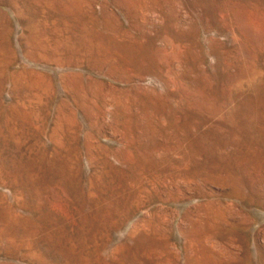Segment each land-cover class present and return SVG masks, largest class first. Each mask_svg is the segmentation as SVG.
<instances>
[{
    "label": "rangeland",
    "instance_id": "rangeland-1",
    "mask_svg": "<svg viewBox=\"0 0 264 264\" xmlns=\"http://www.w3.org/2000/svg\"><path fill=\"white\" fill-rule=\"evenodd\" d=\"M0 264H264V0H0Z\"/></svg>",
    "mask_w": 264,
    "mask_h": 264
},
{
    "label": "bare ground",
    "instance_id": "bare-ground-1",
    "mask_svg": "<svg viewBox=\"0 0 264 264\" xmlns=\"http://www.w3.org/2000/svg\"><path fill=\"white\" fill-rule=\"evenodd\" d=\"M14 105H15V104H14ZM18 105H19V104H18ZM6 106H7V105H6ZM1 111H2V110H1ZM5 112H6V111H5ZM9 112H10V111H9ZM1 114H2V113H1ZM7 116H8V115H7ZM14 116H15V115H14ZM12 117H13V116H12ZM10 120H11V119H10ZM1 121H2V119H1ZM3 133H4V132H3ZM3 133H2V134H3ZM5 136H6V135H5Z\"/></svg>",
    "mask_w": 264,
    "mask_h": 264
}]
</instances>
